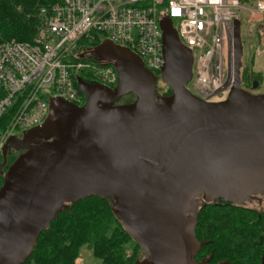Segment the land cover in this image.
I'll use <instances>...</instances> for the list:
<instances>
[{"label": "water", "instance_id": "95a60500", "mask_svg": "<svg viewBox=\"0 0 264 264\" xmlns=\"http://www.w3.org/2000/svg\"><path fill=\"white\" fill-rule=\"evenodd\" d=\"M164 65L158 79L141 58L109 40L80 55L118 74L114 88L78 78L83 106L49 102L45 121L4 147L21 151L0 188V264H24L41 233L87 198L111 212L140 248L134 264H208L196 256L201 202L242 206L264 195V94L241 86V21H235L234 83L217 103L187 88L194 58L171 19L161 22ZM132 102L117 104L124 96ZM220 264H227L222 262Z\"/></svg>", "mask_w": 264, "mask_h": 264}, {"label": "built area", "instance_id": "2783aa9c", "mask_svg": "<svg viewBox=\"0 0 264 264\" xmlns=\"http://www.w3.org/2000/svg\"><path fill=\"white\" fill-rule=\"evenodd\" d=\"M243 14L254 24L263 23L264 0H61L41 8L31 43L0 44V119L10 116L6 135L0 133V154L15 133L45 121L51 99L83 106L77 83L81 73L105 87L117 85L112 66L80 60L89 50L76 52L82 40H109L127 48L159 77L164 65L161 22L169 18L193 53L188 86L203 99L229 92L235 77V21Z\"/></svg>", "mask_w": 264, "mask_h": 264}, {"label": "trees", "instance_id": "16d2710c", "mask_svg": "<svg viewBox=\"0 0 264 264\" xmlns=\"http://www.w3.org/2000/svg\"><path fill=\"white\" fill-rule=\"evenodd\" d=\"M61 0H0V44L15 40L31 43L41 24L39 10ZM101 41H80L76 52H84ZM86 78L81 73L79 78ZM171 94L169 89L164 95ZM129 102L135 99L128 95ZM127 103V102H126ZM9 114L0 119V133L9 123ZM16 157H10L12 164ZM112 201L96 197L74 204L51 222L39 236L31 257L24 264H75L82 246L93 249L101 264H134L141 257L140 248L123 230L111 212ZM196 237L207 244L200 256L212 253L214 260L234 264H257L262 252L264 224L258 216L221 200L217 204H201ZM263 225V226H262ZM128 250L130 253L127 254Z\"/></svg>", "mask_w": 264, "mask_h": 264}, {"label": "flooded vegetation", "instance_id": "af4514ba", "mask_svg": "<svg viewBox=\"0 0 264 264\" xmlns=\"http://www.w3.org/2000/svg\"><path fill=\"white\" fill-rule=\"evenodd\" d=\"M256 25H258L259 37H260L258 44H255V45L253 44V45L248 46L242 40V57H241L242 67H243V65H245L247 63V61H249L250 65L255 66L256 61H257V55L255 53V50L259 47L264 49V22L261 24H256ZM261 59H262L263 65H264V53L261 56ZM155 77H157V76L155 75ZM240 77H241V74H240ZM157 79H158V77H157ZM81 80H83V82L87 83V84H98V85H100L99 83H96L95 81H93L91 79H87L85 77H82ZM157 85H158V83H157ZM101 86H103V85H101ZM241 86H242L243 90L251 93L252 95L264 94V70L261 73L259 72V73H256L255 75H253L251 81H249V79L244 80V78L241 77ZM187 88L194 96H196V97H198L204 101L212 102V103H217V102H221V101L225 100V98L228 94V92L223 91L220 94L215 95L209 99H203L190 86H188ZM82 95L84 96L83 93H82ZM124 97H122L120 99V101L117 102V104H121V101L123 100ZM84 99H85V96H84ZM13 136L20 138L22 135L20 133H15ZM3 154L4 153L2 150V152L0 154V188L3 184L5 173L7 172L9 166L11 165V163L9 162V157H11L12 155L18 156L21 154V151H16V150L8 151L7 156H6V162H5V158H4ZM263 197H264V195L255 196L251 199V201L245 203L244 205L238 206V207H232V209H236V210L239 209V210H243V211L245 210V211L251 212L252 214L258 216L260 223L264 224V207H249L253 203L254 204L259 203ZM217 202L211 203V204H217ZM202 203L203 202H201V204ZM204 205H207V204H204ZM235 206H237V205H235ZM200 208H203V207H200ZM261 231H263V233H264V227H262ZM261 238L263 239V242H262L263 245L261 246L262 252L259 255V260L256 261L257 264H264V234H262ZM199 242L202 243L203 241H199ZM204 246L205 245H203L202 248ZM202 248H201V250H202ZM201 250L199 251V253L196 256L197 262H202V261L209 258L208 264H220L222 262H227V264H234V262H231V261L226 260V259L216 261V260H214L212 253L207 254L205 256H202V255L200 256ZM245 264H253V263L246 261Z\"/></svg>", "mask_w": 264, "mask_h": 264}, {"label": "rangeland", "instance_id": "374dc122", "mask_svg": "<svg viewBox=\"0 0 264 264\" xmlns=\"http://www.w3.org/2000/svg\"><path fill=\"white\" fill-rule=\"evenodd\" d=\"M174 26L175 27L177 26L176 22H174ZM241 37L244 43L247 44L248 46L253 45V44L254 45L258 44V41L260 38L258 25L252 23L250 21V18L246 14H243L241 18ZM255 53L257 55L256 65L252 66L250 65L249 61H247V63L243 65V67L241 68V77H243L244 80L249 79V81H251L253 75L259 72L261 73L264 70V65L261 59V56L264 53V49L259 47L255 50ZM168 90H169L168 86H166L163 83V81L161 80V77L159 76L158 85H157L158 93L160 95H164L165 93L168 92ZM129 99L130 98L125 96L123 100L121 101V104L126 103V102L128 103ZM8 125L5 127L4 131H2L1 134L6 135L7 130H8ZM12 156L17 158L19 155L18 156L12 155ZM249 207H264V197L261 199L259 203H255V204L253 203ZM129 253H130V250H128L127 254ZM140 255L141 257L137 260H141L143 258L142 252ZM75 264H101V261L94 255L93 249L85 245L80 248L79 256L77 260L75 261Z\"/></svg>", "mask_w": 264, "mask_h": 264}]
</instances>
